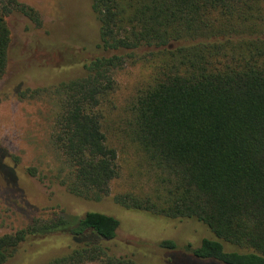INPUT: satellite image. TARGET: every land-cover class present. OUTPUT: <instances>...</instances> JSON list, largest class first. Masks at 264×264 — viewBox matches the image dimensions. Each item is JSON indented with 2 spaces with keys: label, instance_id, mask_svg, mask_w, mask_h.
Returning a JSON list of instances; mask_svg holds the SVG:
<instances>
[{
  "label": "trees",
  "instance_id": "trees-1",
  "mask_svg": "<svg viewBox=\"0 0 264 264\" xmlns=\"http://www.w3.org/2000/svg\"><path fill=\"white\" fill-rule=\"evenodd\" d=\"M88 2L94 47H84L56 74L62 81L55 86L50 141L70 172L62 182L66 192L101 201L121 174L118 149H131L149 189L118 194L114 204L155 218L196 221L216 239L182 251L163 240L156 244L165 251L161 264H264V0ZM11 16L42 25L32 7L0 0V81ZM139 61L147 65L148 80L121 107L120 122H110L113 73ZM73 69L81 75L65 80L61 74ZM102 213L55 217L2 235L0 264L28 239L53 232L70 235L76 247L45 264H144L116 248L121 215ZM137 236L149 243L141 232Z\"/></svg>",
  "mask_w": 264,
  "mask_h": 264
},
{
  "label": "rangeland",
  "instance_id": "rangeland-1",
  "mask_svg": "<svg viewBox=\"0 0 264 264\" xmlns=\"http://www.w3.org/2000/svg\"><path fill=\"white\" fill-rule=\"evenodd\" d=\"M18 1L35 9L42 25L36 28L24 18H6L11 42L7 70L0 81V152L5 154L0 160V236L55 217L94 210L106 216L121 215L119 221L113 217L120 222L116 248L138 263L161 264L165 251L156 244L163 240L174 241L179 251L185 245L197 248L203 239L216 240L196 221L155 218L114 204L113 198L118 194H139L149 189L144 168L139 167L138 156L131 149H118L121 174L110 183L109 193L101 201H85L66 192L62 182L69 180L70 172L61 165L50 141L57 110L55 86L62 81L57 80L56 74L71 65L76 56H82L84 47L90 44L93 49L95 22L89 14L88 0ZM73 70L61 75L67 80L82 73ZM148 73L144 61L127 62L113 73L112 108L106 110L110 122H120L121 107L148 80ZM111 143L115 145L116 141ZM136 230L150 238L148 244L140 243ZM75 244L70 235L62 232L35 241L31 238L6 264H45L69 254ZM234 249L224 245L225 251Z\"/></svg>",
  "mask_w": 264,
  "mask_h": 264
}]
</instances>
